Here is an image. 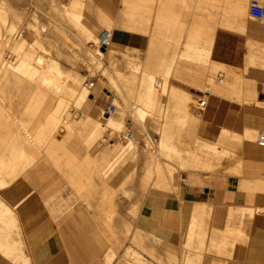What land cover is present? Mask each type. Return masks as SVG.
<instances>
[{"label": "rangeland", "instance_id": "1", "mask_svg": "<svg viewBox=\"0 0 264 264\" xmlns=\"http://www.w3.org/2000/svg\"><path fill=\"white\" fill-rule=\"evenodd\" d=\"M26 1L28 2L26 3ZM72 1L4 0L3 2L6 9L12 7L8 9L11 14L7 12V14L9 13L7 16L10 21L9 25L6 26L8 29L4 28V26L3 32L9 34L12 40H18L20 37L18 41L25 39L28 42L35 43V45L34 47L26 46L20 53L13 50L10 46L4 47L0 55L1 73H3L5 68L9 67L12 74H15L16 77H25L26 74L16 68L24 60L22 52H29L30 50L35 52L34 56H42L47 63L54 61V64H58L65 72L67 71V74H79L84 87L89 88L91 92L94 89V93L97 95L89 106L86 103L82 104L83 107L82 105H74V107L70 105L67 109L70 114V121L73 122L71 123V125L73 124L72 130L78 134L75 132L76 137L64 138L63 142L67 149L71 151L78 150L80 154L66 156V153L63 154L62 151H59L56 158L46 155L47 157L45 156L38 161L35 158L27 160L23 155L16 157L13 168L9 169L8 173L3 174V179L0 180V202L6 203L13 209L16 207V204H10V199L3 197L1 194L4 190L1 181H6L7 184L14 183L15 185L13 186L18 183L24 184L21 187L10 186V191L22 190L24 186L32 189L38 194L42 209L50 217L66 218L75 210L83 207L96 210V214L104 216V224L107 230L113 228V231H109L110 234L108 233L107 237L112 240L117 238L119 251L125 249L126 244L130 242L133 221L142 198L148 192H165L177 187L181 180V175L185 172H190L189 165L193 162V156L191 154L187 155L189 152H183L186 150V146L191 148L200 144L204 150L210 149L208 141L204 140L200 134H195L199 128H202L201 118L198 120L199 123H197L198 121H195L193 113L187 111L170 96L168 88L175 85L193 93V87L204 91V88L202 89L198 86V84L204 82L205 89L210 87L208 93L226 96L241 103H244V101L235 94L228 95L213 87V84L222 83L218 81L219 78L226 79L227 70L214 67L212 59L206 65L198 64L200 62V53L211 54V52H204L202 49H193L192 47L208 45L185 42L184 50H179V47L183 45L182 35L187 27V19L173 20L172 15L166 20L159 19L160 15H162L160 11L155 13L156 17L154 19L152 17L149 19L143 18L142 11L151 8L146 0H117V2L116 0H88L89 3L94 4L96 9L90 15L89 21L85 20V15L82 18V21L88 22V25L93 28L96 37L88 39L82 33L77 32L78 27L73 22H70L61 13H57L55 7H52L53 3L67 7ZM261 1L264 3V0ZM119 2L122 5V10L118 17ZM130 2L136 4L134 6L137 7L135 11L131 7H127ZM160 2V6L164 5L165 2L168 4L174 3L179 9L186 5L185 0H160ZM49 3H51L50 7H48ZM248 3L249 1L247 2L246 14H248ZM200 5L202 9L205 8V3ZM212 7L220 9L219 4L217 6L214 2ZM49 8H52L54 12H49L52 10ZM153 14L154 12L150 13V15ZM57 16L62 17L58 18ZM116 16L117 19H115ZM146 21H149L150 24L154 22L155 30L160 32L158 35L153 34L147 50L142 52V50L136 48L118 47L109 38L108 50L103 51L104 55L102 61H100L99 51L101 47L98 39L99 35L101 36L105 32L107 26L109 30L114 26H119L141 31ZM231 22L232 20L230 19L229 23ZM262 24L264 25V23ZM8 30H11V32ZM55 38L58 40L56 39L55 41ZM58 41L60 43L57 44ZM60 44L61 47L59 46ZM158 46L161 49H158ZM81 49H83L82 52ZM83 53L89 59H86ZM25 59L27 60V58ZM31 61H34V64L36 63L35 58ZM236 70L238 71V68ZM11 72L8 77H11ZM213 75L215 76L214 81L211 77ZM114 80L117 81L115 82ZM106 88L114 89L115 92L105 94ZM263 88L264 85L260 89L256 87L258 94L254 100H257L249 102V104L251 103L250 105L263 106V104L258 103L262 101L260 92ZM196 97L198 100L202 99L198 95ZM121 101L126 102L124 113L119 107ZM111 102L116 105V110L113 114L106 117L111 119L122 118L123 129L107 126L104 123L105 117L103 113H105L107 105ZM53 112L54 110L49 109L37 111L31 109V111H27L21 106L14 109V112H11L9 128H0V156L3 154L2 150L6 142H10V145H8L9 150H15V145L18 142L19 144L21 142L26 144L24 137L27 135H33L31 140L34 149H36L35 147L38 144L44 142V137L47 135H50L47 141L50 148L59 146L60 141L58 138H61V136L58 135V138L54 137L50 130L53 127V119L51 118L54 115ZM141 113H143V119L140 116L142 115ZM61 114H64V112ZM81 121L84 122L85 127ZM96 122H100V126L104 123V127L99 130L98 136L93 137L94 130L92 129L96 128ZM80 126H82V129ZM260 129L255 131V143L258 135L262 131L264 132V130ZM8 135L13 138L9 139L8 137L6 139ZM162 137L165 139L167 146L158 150L157 142ZM184 146L185 150L182 149ZM86 148L91 152L90 165L85 162L84 152ZM232 149L237 150L238 148L234 147ZM121 153L122 157L120 158L118 156ZM211 153L214 154L212 151ZM69 156L73 157L71 158L73 161H70ZM215 157H218V155H215ZM225 159L223 162L227 164L229 159L227 157ZM111 164H113L112 168H110ZM95 165L96 171L90 170V166ZM88 167L90 168L89 170L87 169ZM99 168L103 170L100 172ZM196 170L198 171V169ZM197 171L192 172L191 170L192 173L201 174L206 178L215 175L230 176L229 173L227 174V169L226 172L223 170L224 174L219 172H217L218 174H207ZM85 183L87 184L85 185ZM11 195L9 194L8 197L11 198ZM262 208L264 207L254 209V214H252L253 208H239V210L241 211L240 214L248 213L249 216H253L258 213L262 214ZM232 218V213H230L229 221H232ZM116 221L118 222L117 231L114 228ZM0 225L2 227L8 226L2 221H0ZM201 235L204 236V234ZM213 235L220 248L217 251L209 245L207 252L221 255L227 244L231 240L235 241L240 234L238 231L235 232L228 227L226 233L220 234L219 232ZM135 237L136 239H133L135 242L128 244L119 262L123 264H145L144 262L148 264H173L171 259H166L165 261L161 258L157 259L154 253L144 251L138 243L148 240L140 232ZM153 243L155 244V242ZM195 244H199V239L194 240ZM132 247H137V249L147 253L150 256V261L146 260ZM203 252L204 250L197 252L191 249L190 254L194 259L189 264H202ZM117 253L113 248L110 250L111 255L107 257V264L113 263L118 256ZM113 254L115 255L114 257Z\"/></svg>", "mask_w": 264, "mask_h": 264}, {"label": "crops", "instance_id": "2", "mask_svg": "<svg viewBox=\"0 0 264 264\" xmlns=\"http://www.w3.org/2000/svg\"><path fill=\"white\" fill-rule=\"evenodd\" d=\"M146 1L151 8L142 11L143 18L154 19L155 13L160 11L162 15L159 19L166 20L171 15L173 20L187 19V27L182 35L183 45L179 50H184V43L190 42L208 45L192 48L211 52L200 53L198 64L206 65L212 59L227 66L239 67L238 70L242 71L244 77L253 82L255 80L258 89L264 85V25L245 13L249 0H185L186 5L181 9L174 3L165 2L160 6V0ZM213 2L217 6L219 4L220 9H214ZM201 3H205L204 9ZM119 4L117 16L122 10V5L120 2ZM128 4L127 7H131L133 11L137 9L134 7L136 4L132 2ZM151 12L154 14L150 15ZM105 31L109 32L110 40L118 47L136 48L142 52L148 49L153 34H160L155 30L154 22L150 24L149 21L143 24L141 31L119 26H114L111 30L107 26ZM158 49L161 47L158 46ZM251 51L261 59L252 58L254 56ZM249 60L253 61L254 65ZM193 90L195 95L206 98L201 115V137L204 140L216 142L223 129L245 134L261 128L264 121V106L237 102L196 87H193ZM103 115L107 116L105 113ZM249 116L253 118L250 119ZM118 118L120 117L115 119ZM256 118H260L256 120L258 123L254 122ZM99 123L96 122V128L92 129L93 137L98 136L99 130L104 127V123L101 126ZM257 124L260 128L256 126ZM248 127L249 130L246 131ZM243 146L247 159L252 160L254 165H264V153L256 151L257 145L254 140L252 142L247 140ZM238 181L240 179L233 176L215 175L206 178L201 174L185 172L181 175L177 187L165 192H148L138 207L128 244L135 242L133 239H136L135 235L140 232L148 240L136 242L144 251L154 253L157 259L161 258L164 261L171 259L173 264H181V257L188 248L189 223L192 224L196 208L199 207L205 213L201 221L202 234L205 236L199 237L201 243L199 248L204 250L202 264H211L214 260L217 264H264V213L249 216L248 213L240 214L239 210L251 205L255 209L263 207L264 193L256 190L252 192L251 198L248 192L239 188ZM9 203L16 204L14 210L17 232L15 230L6 232L4 231L6 228L0 225V264L21 263L26 257L30 264H107V257L112 248L118 252L112 264H123L119 259L128 244L125 249L118 251L117 238L112 240L107 237L113 228L107 230L104 216L96 214V210L83 207L66 218L50 217L42 209L38 194L27 186L15 191ZM230 213L232 221L228 220ZM223 219L227 221L226 224L222 222ZM117 223L116 221L114 225L116 231ZM214 227L219 231H224L228 227L235 232L241 231L235 241H228L221 255L207 252ZM132 248L150 261L147 253L137 247Z\"/></svg>", "mask_w": 264, "mask_h": 264}, {"label": "bare ground", "instance_id": "3", "mask_svg": "<svg viewBox=\"0 0 264 264\" xmlns=\"http://www.w3.org/2000/svg\"><path fill=\"white\" fill-rule=\"evenodd\" d=\"M3 2H4V0H0V55L2 53L3 48L6 47V46L7 47L10 46L13 50H15L18 53H20V51L24 50V48L26 46H33L34 47L35 43L28 42L25 39H22V41H18L20 39V37H19L18 40H16V39L12 40L10 38L9 34H5L3 32L4 28L8 29V27H6L10 23V21L8 19V16H7L10 13L8 11V9L12 8V7L8 6L9 8L6 9L5 8L6 6L4 7V5H3L5 3H3ZM27 2L28 1H26V3ZM50 4L51 3L48 4L49 5L48 7L51 6ZM23 5H25V4H23ZM15 7H17V6H15ZM52 7L53 8L55 7L57 13H61L62 16L66 17L70 22H73L74 25H76L78 27V31L77 32L82 33L88 39L89 38H92V39L96 38L95 35H94L93 28H91L88 25V22H86V21L90 20V15L93 14V12L96 11V9L94 7V4L89 3L88 0H73L71 2V4L68 5L67 7L59 6V4L57 5V3L56 4L53 3ZM52 11H53V9L51 11H49V12H52ZM7 12H9V13L7 14ZM52 14L54 15V13H52ZM83 15H85V20L86 21H82ZM62 16H57V17L59 18V17H62ZM18 18H20V17L18 16ZM7 29H5V30H7ZM9 32H11V30ZM108 33H109L108 31L103 32V34L101 36L99 35V39H98V40H100V47L105 46L106 47L105 50H108L107 46L109 45V42H110L109 41L110 36H109ZM41 35H42V33H41ZM60 37H61V35H60ZM56 39L57 38H55V41H56ZM36 43H38V41H36ZM58 43H60V42L58 41L57 44ZM61 43H63V42H61ZM101 44H103V45H101ZM59 46L61 47V44ZM64 46H65V44H64ZM82 50L83 49H81V52H82ZM105 50L101 49L99 51V54H100L99 55V59H100V61H102V58H103V55H104L103 51H105ZM263 50H264V48H263ZM60 51H61V49H60ZM251 52L253 54V51H251ZM258 52H259V49H258ZM85 53H86V51H85ZM22 54L24 55V60L20 63V66H18L16 69L22 70L24 72V74H26L25 77H16L15 74H12V72H11L9 67H7V68L4 67L5 69H4L3 73H1V71H0V74H1L0 75V128H4V127H8L9 128V123L11 122V112L12 111L14 112V109L19 108L20 106L25 108V109H27V111H29V110L31 111V109L36 110V111L37 110H47V109L54 110V112H53L54 115L51 116V118L53 119V127L50 130H51L52 134L54 135V137L58 138L57 137L58 135L61 136V138H58L59 141H60V144H59L60 147L56 146V147H51L50 148V146L47 144V141H48V138H49L50 135L45 136L44 137V142L38 144L37 147H35L36 149L33 148V142L31 140L33 135L25 136L24 137V142H26V144H23L22 142H21V144H19V142H18L17 145H15V150H9L8 149V145H10V142H6L5 145H4V148L2 150L3 154H2V156H0V180L3 179V176H2L3 174L8 173V170L13 168V163L15 162L14 159L16 157L20 156V155L25 156V158L27 160L28 159H30V160L32 159L33 160L35 158L36 161H38V160H41L46 155L51 157V158H56L58 156L59 151H62L63 154L66 153V156L67 155L71 156V155L80 154V151H78V150H76V151L72 150L71 151V150L67 149L65 147L64 142H63L64 138L69 139L71 137H76V134H78L76 131H75L76 132V134H75V132L72 130L73 124L71 125V123H73V122L70 121V116H69L70 114H69V112H67V109L69 108L70 105H73V107H74V105L81 106L82 104L86 103L89 106L95 100V97L97 95V94L94 93V89L92 90L93 92H91L89 90V88L84 87V85L82 84V79L79 76V74H75V73L74 74L73 73L67 74V71L65 72L64 69H62L58 64H54V61L52 62L53 64L52 63H47L46 61H44L45 59H43L42 56H34V54H35L34 51L31 52L29 50V52H25V53L22 52ZM66 54H67V51H66ZM260 54H261V52H260ZM260 54H259V56H260ZM83 55L85 56L84 53H83ZM80 56H82V55H80ZM252 56H254V57H252ZM252 56L251 57L254 58V59H255V57L256 58L258 57V56H255L254 54ZM2 57H3V55H2ZM85 57H86V59H89L88 56H85ZM25 58H27V60ZM33 58H35V60H36L35 64L33 63L34 61L33 62L31 61V60H33ZM90 58H92V57H90ZM249 58H250V56H249ZM28 59H29V61H28ZM93 59H94V57H93ZM257 59H259V57ZM49 62H50V60H49ZM249 62H251V64H252L253 61L249 60ZM94 63H96V62H94ZM254 63H255V61H254ZM213 65L216 68H222V69L227 70V73H228V75H227L225 80L221 79V78L218 79V81H221L222 83H219L218 85L217 84H213V87H215L219 91L227 93L228 95L235 94V95H237V97L238 96L241 97L242 101H244V102L247 101L248 103L252 102L257 97L258 92L256 90V85L254 83L255 80H254V82L252 80H248L246 77H244L242 71L238 70L239 71L238 72L236 70V68L233 67V66H227L225 64L218 63V62H216L214 60H213ZM252 65H254V64H252ZM10 72H11L12 75H10L11 77H8ZM211 77H212V80L214 81L215 80L214 79L215 76L213 75ZM105 81H106V79H105ZM203 83L202 84H198V86L200 88H202V89L204 88V91L209 92V88L210 87L207 86L208 88L205 89L206 86H204ZM101 87H103V86H101ZM117 90H118V88H117ZM168 91L170 93V96L179 105H181L187 111L193 113L195 121L200 120V118H201L200 116H201L202 110H203V102L206 100L205 97L202 98V100H198L194 93H192L190 91H187L185 89L179 88V87H174V86H170L168 88ZM112 92H115V90L106 88L105 94L112 93ZM256 100H254V101H256ZM259 103L263 104V106H264V102L259 101ZM125 105H126V102H122V101L119 104V107L123 111V113L125 112V110H124V106ZM82 107H83V105H82ZM62 112H64V114H61ZM141 114L142 115H140V116H142V119H143V117H144L143 113H141ZM249 118H250V116H249ZM252 118L253 117H251L250 119H252ZM258 119H260V118L254 119L255 120L254 122H257L256 120H258ZM82 121H84V120H82ZM261 121H262V119L260 120V122ZM82 123L81 124L84 125V122H82ZM104 123H106L107 126H111V127L115 126V127L119 128V129H123V119L122 118L111 119V118L105 117V122ZM197 123H199V121ZM262 123L263 124H261L260 127H261L262 130H264V121ZM253 124H255V123H253ZM197 125H199V124H197ZM256 126L258 128H260L259 124H257ZM80 127L82 129V126H80ZM84 127H85V125H84ZM249 127H251V126H249ZM249 127L247 128L246 131L249 130ZM255 127H254V129H255ZM201 130H202V128H199L198 131L195 132V134L198 133V134L201 135ZM255 130H257V129H255ZM220 131H221V129H220ZM64 133H65V135H64ZM254 135H255V132H253V133L252 132H250V133L246 132L245 134H243V133L239 134V133L227 130V129H223L221 131V134L218 137L216 142H208V146H209L210 149L212 148L211 151L214 152V154L211 153L210 149L209 150H204L202 148V145H200V144H197L195 147H191V148L186 146V150H185V146H184L182 149H184L185 151H183L182 149L181 150L184 153H186V152L188 153L189 152L187 155L191 154L193 156L192 157V161L193 162H191V163H194V164L190 163V165H189L190 172H191V170H192V172H195V171H197L196 169H198L199 172L201 171V172L207 173V174H213V173L215 174L217 172L224 174L223 170H225V172H226V169H227V174L229 173L230 176L238 177V179H240V181H238L239 188L241 190H244V191L250 193V197L252 198L253 197V196H251L252 192H254L256 190H259L262 193H264V165H260V166L254 165L252 160H249V159H247L244 156V146L243 145H244V143L247 140L251 141V142L253 140H255L254 139V137H255ZM8 137H9V135L6 136V139ZM12 138L13 137H11V136L9 137V139H12ZM256 140H257V138H256ZM256 143H257V141H256ZM157 145H158V150L159 149L161 150V148H164L165 146H167V143H166L165 139L162 137L161 140H159L157 142ZM231 147L232 148L235 147V148H238V149L234 150ZM213 150H215V151H213ZM256 151L259 152V153H264V148L259 147L258 144H257ZM215 155L216 156L218 155V157H215ZM90 156H91V152H90L89 149L86 148V151L84 152V157H85V162L87 164H89L91 162ZM207 156H210V157H207ZM69 157H68V159H69ZM118 157L121 158L122 157V153L119 154ZM206 157H207V159L205 160ZM226 157L229 159V161H228L227 164H224L223 160ZM71 158H73V157H70V159ZM66 159H67V157H66ZM91 159H92V157H91ZM70 161H73V159H71ZM247 162H248V164H247ZM256 162L258 163V161H256ZM77 165H76V167H77ZM79 165H80V163H79ZM192 166L193 167L196 166L197 168L194 169ZM112 167H113V164H111L110 168H112ZM90 168L88 167L87 169L88 170L89 169L90 170L93 169L94 171H96V165L92 166V167L90 166ZM251 168H253V170H251ZM99 169H100V172L103 170L102 168H99ZM193 170H195V171H193ZM202 170H204V171H202ZM83 180L85 181V179H83ZM72 181H73V179H72ZM84 181H83V183H84ZM86 184L87 183H85V185ZM88 184H91V183H88ZM1 185H3V187H4V190L1 192L2 196L6 197L7 199H10L8 197V195L9 194H13L15 192V190L14 191L13 190L10 191V186H13L15 184L14 183L7 184L6 181H1ZM23 185H24L23 183L22 184L18 183L16 186H13V187H21ZM195 205L199 206V204H195ZM200 205H202V204H200ZM250 208H253L252 209V211H253L252 214H254L255 207H253L251 205L249 207V209ZM196 209H197V211L193 209L196 212H195V214L192 213V214H194V218L192 220V224L189 223V229L190 230H189V236H188V240H187V242H188L187 243V247L188 248H187V251L182 255V264H189V262L193 261L194 258L190 254L191 249H194L197 252L201 251L200 248H199V245L201 243L199 242L200 244H195L194 245V240L195 239H199V237H202V236H200L202 234L201 221H202V218H204V214L205 213H204V210L203 209H199V207H197ZM206 209H207V207H206ZM262 210H263V213H264V208H262ZM255 211H257V210H255ZM206 212H207V210H206ZM228 213L229 212H227V214ZM227 214H225V215H227ZM191 218H192V216H191ZM208 218H209V216H208ZM223 218L226 219L225 216ZM224 219H223L222 222H224V224H226L227 221H224ZM0 221L5 222L6 224H8V226L4 227V229L6 228L7 230L5 229L4 231H6V232L8 230H10V231L15 230L16 231L17 218H16L15 210L12 207H10L9 205H7L6 203H4V202H0ZM189 221H191V219ZM206 225H207V223H206ZM209 228H210V226H209ZM215 228L216 227H214V229L212 230V235H211L212 239H211L210 246H211V248H214L215 250L218 251L220 246L217 245L215 236L213 234H217L219 232H220V234L226 233L227 232V228L225 230L223 229L224 231H219V229L215 230ZM205 231H206V229H205ZM238 232L240 234L241 231H238ZM207 233H209L208 230H207ZM10 234H11V232H10ZM109 255H111V254H109ZM109 255H108V257H109ZM114 256L115 255L113 254V257ZM28 261H29V259L26 257L21 263L20 262L19 263L20 264H30V263H28ZM19 263H17V264H19ZM144 263L148 264L146 262H144ZM211 264H216L215 260L212 261Z\"/></svg>", "mask_w": 264, "mask_h": 264}, {"label": "built area", "instance_id": "4", "mask_svg": "<svg viewBox=\"0 0 264 264\" xmlns=\"http://www.w3.org/2000/svg\"><path fill=\"white\" fill-rule=\"evenodd\" d=\"M248 15L255 21L264 23V3L261 0H249ZM260 98L262 102H264V88L260 92ZM115 110H116V105L111 102L107 105L105 109V114L109 116L113 114ZM257 144L260 147H264V132H261L258 135Z\"/></svg>", "mask_w": 264, "mask_h": 264}, {"label": "water", "instance_id": "5", "mask_svg": "<svg viewBox=\"0 0 264 264\" xmlns=\"http://www.w3.org/2000/svg\"><path fill=\"white\" fill-rule=\"evenodd\" d=\"M101 49H102V50H105V49H106V47H105V46H102V47H101Z\"/></svg>", "mask_w": 264, "mask_h": 264}]
</instances>
